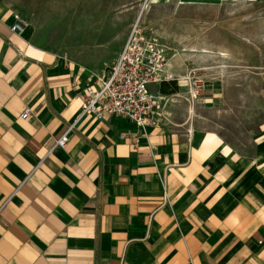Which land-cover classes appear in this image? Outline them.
Masks as SVG:
<instances>
[{"label": "crops", "instance_id": "obj_1", "mask_svg": "<svg viewBox=\"0 0 264 264\" xmlns=\"http://www.w3.org/2000/svg\"><path fill=\"white\" fill-rule=\"evenodd\" d=\"M18 11L0 0V264H264V122L244 149L178 114L77 122L102 73L13 32Z\"/></svg>", "mask_w": 264, "mask_h": 264}, {"label": "rangeland", "instance_id": "obj_2", "mask_svg": "<svg viewBox=\"0 0 264 264\" xmlns=\"http://www.w3.org/2000/svg\"><path fill=\"white\" fill-rule=\"evenodd\" d=\"M17 2L18 17L35 44L98 73L122 50L140 17L146 35L164 47L165 64L172 65L167 81L175 80L179 86L176 95H167L160 103L161 114L189 116L190 124L217 132L242 149L264 122V4Z\"/></svg>", "mask_w": 264, "mask_h": 264}, {"label": "built area", "instance_id": "obj_3", "mask_svg": "<svg viewBox=\"0 0 264 264\" xmlns=\"http://www.w3.org/2000/svg\"><path fill=\"white\" fill-rule=\"evenodd\" d=\"M139 21L140 17L131 27L116 59L102 74H93L83 96L77 122L85 118L102 121L106 117H122L139 129L155 125L163 100L152 94L150 88L162 79L166 53L157 39L146 35ZM24 29V24L18 18L11 26V30L17 34ZM31 117L32 110L28 107L20 115L23 120ZM75 125L69 126L59 137L52 151L67 148ZM127 137V134L121 135L122 140Z\"/></svg>", "mask_w": 264, "mask_h": 264}, {"label": "trees", "instance_id": "obj_4", "mask_svg": "<svg viewBox=\"0 0 264 264\" xmlns=\"http://www.w3.org/2000/svg\"><path fill=\"white\" fill-rule=\"evenodd\" d=\"M179 86L175 80H171V82H161L160 93L162 95H171L178 93Z\"/></svg>", "mask_w": 264, "mask_h": 264}]
</instances>
